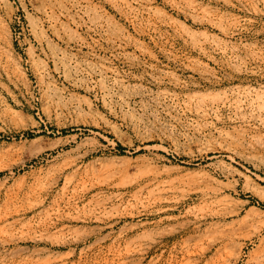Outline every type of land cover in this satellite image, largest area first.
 <instances>
[{"label":"rangeland","instance_id":"374dc122","mask_svg":"<svg viewBox=\"0 0 264 264\" xmlns=\"http://www.w3.org/2000/svg\"><path fill=\"white\" fill-rule=\"evenodd\" d=\"M0 264H264V0H0Z\"/></svg>","mask_w":264,"mask_h":264}]
</instances>
